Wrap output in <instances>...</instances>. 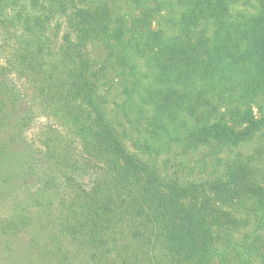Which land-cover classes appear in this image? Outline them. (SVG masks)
I'll return each mask as SVG.
<instances>
[{
  "label": "trees",
  "instance_id": "trees-1",
  "mask_svg": "<svg viewBox=\"0 0 264 264\" xmlns=\"http://www.w3.org/2000/svg\"><path fill=\"white\" fill-rule=\"evenodd\" d=\"M142 1L153 7L143 6L131 25L135 44L118 47L115 61L129 51L146 57L158 86L145 102L162 124L159 137L167 120L176 129L168 143L180 142L186 152L218 154L264 137V116L253 111L255 99L264 98V0L248 9L239 8L243 0ZM116 2L0 0L9 48L0 66V177L36 183L43 177L37 163L49 162L56 176L42 189L58 182L65 191L56 205L59 231L91 248L90 264H264L263 149L245 163L232 161L214 182L182 186L163 180L109 128L94 100L85 48L100 36L119 41L107 10ZM156 18L162 26L154 30ZM216 40L225 48L218 50ZM105 48L114 56V46ZM14 75L25 84L16 85ZM24 98L29 107H17L14 117ZM38 113L68 122L80 151L69 142L62 149L56 137L43 151L22 147L18 138L15 147L11 129H24ZM91 172L96 177L87 185ZM243 229L239 241L215 247L218 235Z\"/></svg>",
  "mask_w": 264,
  "mask_h": 264
},
{
  "label": "rangeland",
  "instance_id": "rangeland-1",
  "mask_svg": "<svg viewBox=\"0 0 264 264\" xmlns=\"http://www.w3.org/2000/svg\"><path fill=\"white\" fill-rule=\"evenodd\" d=\"M254 3V0H243V6L239 8L248 9L249 6H254ZM144 5L153 7L152 2L144 3L142 0H118L109 5L108 14L113 28L118 29L120 33L119 41L117 42L115 37L110 35L100 36L98 39L87 42L85 48L86 56L93 65L91 72H94V77L91 78V82L95 85L94 100L117 139L129 152L141 157L146 166L160 175L163 180L176 181L182 186L214 182L219 176L218 172L223 171L232 161L245 163L256 149H263L264 154V137L218 154L217 151L209 152L204 147L186 152V149H182V143H168V139L176 132L169 120L164 121L166 132L159 137L160 132L157 133L155 130L162 124L155 121L158 117L153 106L145 102L146 94L151 92L149 89L153 86V90L158 86L155 84V77H152L150 68L147 67L146 57L143 54L139 55L138 52L129 51L125 60L115 61L118 47L128 42V47L135 44V42L131 44L133 42L131 25L143 11ZM160 12H162L161 9ZM161 26V19L156 18L153 23L154 30ZM3 41L0 33V66H5V60H8L9 56V48L3 44ZM213 45L221 50L222 47L225 48V41L216 40ZM105 46L115 47L114 50L112 49L114 56H108L109 50ZM100 67L104 68L102 72L96 69ZM14 79L16 85L17 83H22L18 84L19 86L25 84L21 80L17 81L15 75ZM25 99L27 100H22L18 106L16 103V108L27 109L31 98ZM254 104L253 111L256 117H263L264 98L255 99ZM18 108L14 117L20 114ZM11 132L14 133L15 147H17L18 138L22 147L43 151L53 146L55 141L52 143V140L56 137L60 140L59 145L62 149L69 142L71 147L80 151L81 143L71 136L69 123L54 119L47 113L36 114L24 129L18 130V127L14 126ZM155 132L157 134L153 136ZM145 146L149 150L140 155L141 150H145ZM214 155L220 161L219 166L214 167L216 162ZM255 159L258 158L255 157ZM37 165L36 170L43 177L36 183H34V177L25 182L17 177L9 181H3L0 177V264H90L91 248L88 249L86 245L77 247L76 243L59 231L56 205L62 196H65L63 195L65 191L63 192L60 185L58 186V182L55 186L53 184L49 191L44 192L42 189L46 181L50 182L51 178L56 176V173H53L54 169L50 167L49 162H38ZM93 174L91 172L85 178V184L88 185L96 177ZM43 181L45 183H42ZM244 217L246 216H242L241 219ZM248 222L250 228V225H253L252 216L248 217ZM247 229L240 230L229 237L223 234L218 235L219 239L215 247L222 250L220 244L225 245L226 238L232 242L239 241L246 234ZM232 255L234 253L230 251L227 256L234 258ZM230 261L236 262L235 259Z\"/></svg>",
  "mask_w": 264,
  "mask_h": 264
}]
</instances>
